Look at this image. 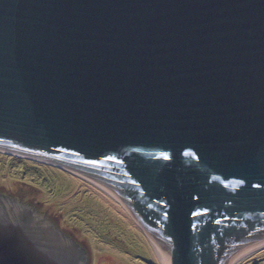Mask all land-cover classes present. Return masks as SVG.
Listing matches in <instances>:
<instances>
[{
  "label": "water",
  "instance_id": "obj_1",
  "mask_svg": "<svg viewBox=\"0 0 264 264\" xmlns=\"http://www.w3.org/2000/svg\"><path fill=\"white\" fill-rule=\"evenodd\" d=\"M0 148L126 201L164 264H228L264 241V0H0ZM53 234L0 194V264H72Z\"/></svg>",
  "mask_w": 264,
  "mask_h": 264
},
{
  "label": "rangeland",
  "instance_id": "obj_2",
  "mask_svg": "<svg viewBox=\"0 0 264 264\" xmlns=\"http://www.w3.org/2000/svg\"><path fill=\"white\" fill-rule=\"evenodd\" d=\"M0 194L47 217L92 255L93 264H161L132 215L66 169L0 150ZM237 264H264V249Z\"/></svg>",
  "mask_w": 264,
  "mask_h": 264
},
{
  "label": "bare ground",
  "instance_id": "obj_3",
  "mask_svg": "<svg viewBox=\"0 0 264 264\" xmlns=\"http://www.w3.org/2000/svg\"><path fill=\"white\" fill-rule=\"evenodd\" d=\"M2 151H7L6 149H1ZM9 152H12L11 150H8ZM18 155H23V154H18ZM23 156H29V155H23ZM63 169L68 170L69 172H71L72 174H75L76 176H79V178L88 181L89 183L93 184L94 186H96L98 188V190H102L104 193L107 194V196L109 195L112 199H114L117 203H119L120 206H122L129 214L132 215L133 219L137 222V224L142 228V230L144 231V233L146 234L150 244L153 247V250H155V253L157 254V257L160 261L161 264H164L163 259L158 251V248L156 246V243L154 241L153 235L150 232L147 224H145L143 222V220L137 215V213L135 212V210L123 199H121L120 197H118L116 194H114L113 192H111L110 190H108L106 187H104L103 185H101L100 183L96 182L95 180L89 178L88 176L77 172L75 170H72L70 168L67 167H61ZM264 249V241L252 244L246 248H244L243 250L237 252L232 258L231 260L228 262V264H237L239 263L241 260H244L246 257H248L249 255H251L252 253L262 250Z\"/></svg>",
  "mask_w": 264,
  "mask_h": 264
},
{
  "label": "flooded vegetation",
  "instance_id": "obj_4",
  "mask_svg": "<svg viewBox=\"0 0 264 264\" xmlns=\"http://www.w3.org/2000/svg\"><path fill=\"white\" fill-rule=\"evenodd\" d=\"M19 222V221H18ZM18 222H14L15 224H18V225H20ZM59 230V229H58ZM59 233V232H58ZM65 235V234H64ZM63 234H61V235H54L53 234V237H52V239L55 241L56 240V242H58V243H62V239L59 237V236H64ZM54 237H58V239H56V238H54ZM65 238H66V235L64 236ZM76 243V242H75ZM77 244V243H76ZM56 245H58V244H56ZM59 246V245H58ZM49 250V252L47 251V252H45V258H44V260H45V262H46V264H61V262H57L56 260H55V258H57V257H62V255L60 254V253H58L55 249H48ZM64 255L65 256H67V255H69V256H71L72 255V257H74V258H76V261H74L72 264H93V261H92V255L90 254V253H88V251H86L84 248H82L81 247V250H80V252L78 253V255L77 254H72V253H70V252H64ZM76 255H77V257H76ZM68 257V256H67ZM70 258V257H69ZM66 264V263H65Z\"/></svg>",
  "mask_w": 264,
  "mask_h": 264
}]
</instances>
